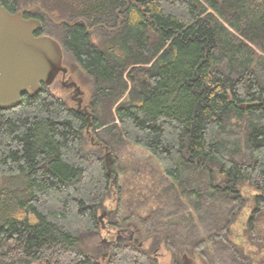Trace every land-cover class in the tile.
<instances>
[{"label": "trees", "instance_id": "16d2710c", "mask_svg": "<svg viewBox=\"0 0 264 264\" xmlns=\"http://www.w3.org/2000/svg\"><path fill=\"white\" fill-rule=\"evenodd\" d=\"M44 1L72 21L54 37L63 65L71 57L94 87L83 111L45 86L0 107V264H162V246L168 264L264 262V0ZM129 144L164 172L158 202L129 203L149 243L110 239L102 259L84 243L113 192L122 204L115 159Z\"/></svg>", "mask_w": 264, "mask_h": 264}, {"label": "rangeland", "instance_id": "374dc122", "mask_svg": "<svg viewBox=\"0 0 264 264\" xmlns=\"http://www.w3.org/2000/svg\"><path fill=\"white\" fill-rule=\"evenodd\" d=\"M45 2L46 1L44 0H18L19 5L23 9L39 8L41 11L42 20L45 21L44 22L45 31L49 33L51 36L55 37L56 39L61 40L64 33V28H62V22L71 24L72 21L69 20V18L61 17L55 11H50V12L47 11L46 8H44ZM93 28L95 27H89L90 30H92ZM93 39L94 40L97 39L96 33L93 34ZM64 63L65 66L68 67V73L70 74L72 80L75 81L80 86L82 94H77L75 96L77 98H72L69 96V93L66 88L60 87L58 85L55 88H52L50 92L53 95L60 97L68 105L73 107H76L77 105L76 103L81 98L80 108L86 110L88 108L87 105L88 104L90 105L93 87H94L92 79L77 65L76 62H74L73 59H71V57L65 55ZM120 150L121 151L117 150L116 154H118L119 156L118 159L117 158L115 159V164L117 168H119L120 170L118 174V185L117 187H115V189L117 190L120 188V191L122 193V197H121L122 199L120 202H122V204H120V206L118 207L119 204L118 200L120 198L118 193H116L117 191H115L113 192V196L107 199L106 201V208H107L106 210L107 211L119 210L118 212L119 224L121 226L126 221L138 224V218L136 216L130 217L129 215L131 210L130 207L132 206L133 210H135V208L136 210L139 208H141L142 210L143 207L146 206L143 204H147V202H158L156 200L157 199L156 195H157V189L160 188V186L157 185V183L163 180L162 177L164 172L160 164L155 160V158L150 154L148 150L133 144L124 145L120 147ZM102 153L105 154L104 150ZM241 191L242 194L249 197L253 193L252 188L248 185H243ZM181 200L186 202L184 198H181ZM250 202L251 200H249L248 205L240 215L239 221L234 227V230L237 233L241 232V230L243 229V225L251 208ZM129 203H132V205L129 206ZM105 221L106 219L105 220L103 219L104 224L107 222ZM259 225L262 231H264V212L260 217ZM105 228L115 229L108 225ZM105 228L101 226L99 231H97L101 233L100 235H98V233L96 232V234L92 235L90 239L85 240L84 246L86 250L93 252L100 251L99 248L104 245L103 244L104 242H102V240L104 238L106 239L107 237ZM144 243H145L144 247H147L149 240H145ZM103 252L104 251L98 254L99 257L102 256ZM157 253L159 258L158 260L160 263L162 264L171 263L170 253L165 246H162ZM262 257H263L262 254L255 256L254 264H264V262L262 261Z\"/></svg>", "mask_w": 264, "mask_h": 264}, {"label": "water", "instance_id": "95a60500", "mask_svg": "<svg viewBox=\"0 0 264 264\" xmlns=\"http://www.w3.org/2000/svg\"><path fill=\"white\" fill-rule=\"evenodd\" d=\"M42 28L37 19H26L22 10L9 12L0 2V107L9 109L21 100V93L38 90L40 83L50 85L57 74L68 72L63 65V53L60 43L48 34L36 36ZM75 93L82 94L80 86L72 81ZM81 98L78 100L80 105ZM243 107V106H241ZM85 110V109H83ZM108 172H111V154H104ZM2 177L0 174V192ZM99 219L104 227L103 216ZM103 239L102 242H106ZM183 264L194 261L186 254L182 256Z\"/></svg>", "mask_w": 264, "mask_h": 264}, {"label": "flooded vegetation", "instance_id": "af4514ba", "mask_svg": "<svg viewBox=\"0 0 264 264\" xmlns=\"http://www.w3.org/2000/svg\"><path fill=\"white\" fill-rule=\"evenodd\" d=\"M26 12H28L26 9L25 11H22L23 13V16L26 18V19H37L39 20L41 23H42V20H40L39 18L35 17L34 14L33 16H28L26 17ZM44 34H47L45 33V31L43 30V25H42V28L38 31L35 32V35L36 36H40V35H44ZM72 78L70 76V74L67 72L66 74H63L62 72H59L57 74V76L55 77L54 81L50 84V85H46L44 83H40V87L38 88V90L36 91H32V92H24V93H21V98H22V95L23 94H29V95H32L34 93H37L43 86L46 87V89H48V91L50 92V90L52 88H55L57 85L60 86V87H63V88H66L68 93H69V96L72 97V98H77L75 97L76 96V93H75V86L71 85V82H72ZM76 108L83 111V108L81 109L80 108V105L78 104V102L76 103ZM105 212V215L103 216V219L107 220V218L113 214V211L112 210H103L101 213ZM127 220V219H126ZM106 225L103 227L105 228ZM106 230V239L107 241L104 242L102 248H103V254H102V259L105 258L106 256V246L109 245L110 243V239H113L117 242V243H127V244H130L132 246H138V247H144V234H143V231L141 230L140 226L136 223H133V222H128L126 221L122 226L119 224L117 226H115V229H111V228H105ZM98 235H100L101 233L100 232H97ZM156 255H158L157 252H155ZM193 264H196L195 262Z\"/></svg>", "mask_w": 264, "mask_h": 264}]
</instances>
